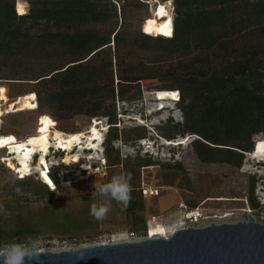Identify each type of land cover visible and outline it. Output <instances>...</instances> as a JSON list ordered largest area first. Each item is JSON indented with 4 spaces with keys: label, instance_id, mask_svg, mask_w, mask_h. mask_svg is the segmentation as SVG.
Listing matches in <instances>:
<instances>
[{
    "label": "trees",
    "instance_id": "trees-1",
    "mask_svg": "<svg viewBox=\"0 0 264 264\" xmlns=\"http://www.w3.org/2000/svg\"><path fill=\"white\" fill-rule=\"evenodd\" d=\"M25 1L33 5L29 13L27 8L16 12L17 0H0V82L7 84L10 99L26 102L29 109L36 108L35 99L19 97L34 93L38 108L25 112L38 117L50 112L64 133L77 134L59 126L77 118L89 123L106 119L103 154L108 181L117 174L131 177L128 206L114 203L134 237L146 238L151 228L144 213V169L158 168L161 186L179 188L190 210L198 203L188 199L193 185L184 162L141 155L123 158L116 143L137 146L154 137L174 142L191 136V150L202 164L223 165L236 173L249 154L264 150V0H160L158 8L174 3V20L153 11L150 16L148 4L140 0H124L120 8L111 0ZM155 17L160 21L154 30ZM147 19L149 26L142 30L136 23ZM112 44L118 50L127 46L130 58L120 57ZM146 81L163 82L157 94L179 93L176 105L183 122L170 117L155 127V136L142 125L120 131L117 100L141 99ZM13 121L16 128L19 120ZM9 135L23 141L16 129L0 131V136ZM75 167H51V187L62 191L59 175L72 176ZM12 174L9 196L28 201L30 193L47 206L5 205L0 211V243H19L29 236L39 241L60 237L57 240L74 245L99 241V220L89 214L90 205L100 202L96 194L85 195L81 206L64 209L52 206L59 199L47 185ZM260 179L249 176L247 202L254 211L264 207L255 196ZM154 232L166 234V229Z\"/></svg>",
    "mask_w": 264,
    "mask_h": 264
},
{
    "label": "rangeland",
    "instance_id": "rangeland-1",
    "mask_svg": "<svg viewBox=\"0 0 264 264\" xmlns=\"http://www.w3.org/2000/svg\"><path fill=\"white\" fill-rule=\"evenodd\" d=\"M111 1L118 2L120 6H122L124 3V0ZM170 2L171 7L169 5L167 6L172 12V16L170 17H173L174 20L175 6L172 1ZM28 3L29 2L25 0H17L16 12L17 10L19 12L27 8V13H29L33 9V5ZM166 4L167 3L164 5ZM155 9L156 4H152L148 5L147 10H144H146L150 16H154L152 11ZM155 19L157 21L156 17ZM127 20L130 22L132 21L131 18H128ZM136 24H139L142 30L144 28H148L149 26L148 19L143 24L140 22H137ZM158 24L159 21H157V24L154 26V30ZM166 37H168V34H166ZM112 46L113 51H115L116 48L120 57L130 58V52L127 46H122L119 48V50L118 47L114 46V44H112ZM145 57L146 55H142L141 60H144ZM116 84L117 80H115V85ZM163 86V82L160 81L142 82L141 99L132 103H121L117 100V111L119 112L120 116L123 114V111L125 112L123 118L120 117L121 119H119L117 125L119 126L120 131L144 124L147 126L146 128L149 131L151 130V135L155 136L157 131L155 127L165 123L168 118H173L174 122H183L184 118L182 112L179 110L174 101L168 103L167 108H160L162 105L161 102H159L160 100H158L159 94L155 92ZM0 90H2L0 91V102L10 100L8 98L9 88L5 82H0ZM26 97H33L35 99L36 95L32 93L23 97H19V99ZM29 108L30 105L27 104L24 111H22L24 112L23 114L10 116L4 115L0 121V131H6L10 128L16 129L23 139V141H18L14 135L0 136V211L5 207V205L10 206L13 204V202L20 206L30 208H40L47 206L46 201L43 202L41 200H37V198L32 197L30 193H28L25 197V199L29 198L28 201H18L15 199V197H11L7 194V192L10 191V186H12L11 180L14 177L12 174L14 172V167L9 154L11 146L20 145L34 136H39L43 133L53 135L55 132H62L58 130L57 123L52 118L50 112L42 114L40 117H38L37 113L25 112L34 111L36 109H33L32 107L31 109ZM14 118H17L20 123L18 126H16V128L13 127ZM96 124L98 123L94 124V121L89 123L87 119L80 117L74 121L60 124L59 126L60 128H68L77 134L88 133L87 135H89L92 126ZM100 126L101 128L98 129L103 141L107 130V127H105L107 126L106 121L102 120V125ZM102 128L105 131L102 130ZM9 137L12 139L8 140ZM180 139L182 138L175 140L177 142L170 143L154 137L151 140L147 139L143 141L142 144L138 143L137 146L125 145L121 141L116 143L114 146L116 148H120L123 158L141 155L145 157H152L154 160L161 162H184L193 185V191L186 192L189 194L188 199L198 203L196 209L194 210L199 209L203 213L204 217L200 222L201 226H209L211 224H236L240 222H248L250 218H254L257 223L264 225V207L254 211L249 207L247 202L249 176L257 175V177L261 178L262 180L260 179L256 186L255 196L257 197L260 204L264 206V163L260 162L264 161V154L260 160H252L251 158L247 157L239 173H236L223 165L202 164L196 158L190 147V143L194 140V138L187 136L185 138V145L177 147V145L182 142ZM102 141H94L91 149L85 151L83 150L82 152H79L78 149H75L73 153L74 155L66 156V153L64 154V157L60 151H56L57 148L54 145L52 146L55 148V150L52 151L50 149L48 155L50 156L48 158L50 168L61 165L62 158H64V161H66L68 164H77L72 176H67L65 173H61L59 175L60 183L63 187L62 191L57 190L55 185L54 187H51L50 180H47V177H49L50 168L46 169L45 171L43 170L42 172H38L34 167L35 171L33 174L27 176H32L31 178H34L35 181L42 182L43 184L47 185L48 189L55 192L59 202L52 203V206L59 205L64 209H73L75 207L81 206L83 197L85 195H91L93 193L95 194L93 188L94 183L103 184L107 183L108 181V171L103 164L104 161H102L104 157V154L102 153L103 149L101 147ZM96 142H98V144H96ZM3 149H7V151ZM37 155L39 157V154ZM32 160V165L35 166L38 162V158L34 155ZM13 163L14 165L18 166L17 160H14ZM6 170H11L12 173L6 172ZM14 174L16 173L14 172ZM23 176L25 175H22V177ZM142 181L145 194L144 213L148 224L151 227L148 231L147 237H169L174 232L187 227L186 223L184 224L183 222L185 212L194 210H190L188 205L184 202L181 190L176 187H162L160 172L158 168L154 167L143 170ZM18 197L23 198L24 196L22 194H18ZM108 203L109 212L102 220H99L98 233H100V235L98 237V242L86 245H74L69 241L57 240L60 237L52 241L43 239L40 241V247L36 253L61 252L80 249L84 246L98 244L113 245L125 242H138L145 239L134 237L131 233H128L126 227L124 226V220L121 211L118 210L114 201H109ZM183 207H185L186 210H184ZM158 228L161 229V231L166 229V234H158L157 232H154V230H157Z\"/></svg>",
    "mask_w": 264,
    "mask_h": 264
},
{
    "label": "water",
    "instance_id": "water-1",
    "mask_svg": "<svg viewBox=\"0 0 264 264\" xmlns=\"http://www.w3.org/2000/svg\"><path fill=\"white\" fill-rule=\"evenodd\" d=\"M35 255L37 259H26L25 264H264V225L250 218L236 224L181 229L168 238Z\"/></svg>",
    "mask_w": 264,
    "mask_h": 264
},
{
    "label": "bare ground",
    "instance_id": "bare-ground-1",
    "mask_svg": "<svg viewBox=\"0 0 264 264\" xmlns=\"http://www.w3.org/2000/svg\"><path fill=\"white\" fill-rule=\"evenodd\" d=\"M167 5L171 7V3ZM167 5L161 8L157 7L155 10H153V12L157 13L159 15L158 17L169 18L170 16H172V13L171 11H169L170 9H168ZM173 94H175V96ZM178 98H180L178 92H168V93L159 94L158 100H160L159 102H161L162 105L160 106V108L162 107L167 108L168 103L176 101ZM25 106H27L26 102L18 101V100H8L4 103H0V121L2 119V116L4 115H9L10 113H17L24 111ZM87 134L88 133L70 135L62 132H55L53 135L47 133H43L39 136L36 135L33 138L29 139L28 141L23 142L20 145L14 146L15 148H13L11 152V154L14 156H11L10 154L12 165L17 173L25 176L32 175L33 172L35 171L34 170L35 168L36 171L38 172H42L43 170L45 171L46 169L50 168L48 160L46 158L49 155L50 149L52 148L53 145L56 148L68 151L66 156H71L74 155L73 153L75 148H78V151L82 152L83 150L85 151L91 149L94 141H98V142L102 141V136L98 129V124L93 125L92 129L89 132V135ZM29 141H33V143H29ZM98 142H96V144H98ZM185 143L186 140H182L181 144L179 143L178 145L180 146L185 145ZM36 154H39V158L37 164L34 166L31 164V161L33 156ZM263 154L264 151L262 150V148H258L256 151L252 152L248 156L252 160H260ZM14 160L18 161L17 163L18 166L14 165L13 163ZM162 238H168V237H162Z\"/></svg>",
    "mask_w": 264,
    "mask_h": 264
},
{
    "label": "clouds",
    "instance_id": "clouds-1",
    "mask_svg": "<svg viewBox=\"0 0 264 264\" xmlns=\"http://www.w3.org/2000/svg\"><path fill=\"white\" fill-rule=\"evenodd\" d=\"M156 8H157V4H156ZM178 101L179 99L174 101V103H177ZM105 127H107L108 130V126ZM143 141H140V144H142ZM103 142L104 139L101 143V147L104 151ZM174 142H170V143H174ZM181 146L177 145V147H181ZM59 151L63 154L64 157L65 151H63L62 149H59ZM35 157L39 158L38 155H36ZM48 158L46 159L48 160ZM260 162L264 163V161H260ZM69 165L71 164H68L67 166ZM26 177L31 178L32 176H26ZM130 179L131 177L128 175L117 174L114 175L107 183H103V184L94 183L93 185L94 192L96 196L100 198V202L92 203L90 205L89 214L96 220H102L109 212V203H108L109 201H115L118 204L123 205L124 208H126L131 200L132 186L130 184ZM39 247H40V241L30 236L26 237L24 241L19 243H0V261H2V264H25L26 259L31 260L38 258L36 257L35 253L39 249Z\"/></svg>",
    "mask_w": 264,
    "mask_h": 264
},
{
    "label": "built area",
    "instance_id": "built-area-1",
    "mask_svg": "<svg viewBox=\"0 0 264 264\" xmlns=\"http://www.w3.org/2000/svg\"><path fill=\"white\" fill-rule=\"evenodd\" d=\"M141 2H144V3H147L148 5H152V4H157V7H159L160 6V0H140ZM116 3V5L118 6V7H120V5H119V3L118 2H115ZM168 3V2H167ZM169 11H171V10H169ZM172 13V12H171ZM173 37V36H172ZM179 94V93H178ZM8 98H9V96H8ZM10 99V98H9ZM179 99V98H178ZM10 100H12V99H10ZM34 104L36 105V109L35 110H37V108H38V106H37V100H36V97H35V100H34ZM123 116L124 115H119V119H121V118H123ZM121 117V118H120ZM105 120V119H104ZM94 121V124L95 123H98V128H101V126L100 125H102V120H97V119H95V120H93ZM106 121V120H105ZM142 126H146V125H144V124H141ZM102 130H104L103 128H102ZM105 131V130H104ZM3 150H6L7 151V149H3ZM51 150L52 151H54L55 150V148H51ZM63 150V149H62ZM56 151H59V148H57V150ZM63 151H65V150H63ZM66 153H68V151H65V154ZM37 155V154H36ZM35 155V156H36ZM13 156V155H12ZM49 156H47V158H48ZM102 161H104L103 162V164L105 165V159H104V157H103V159H102ZM32 162H33V160L31 161V164H32ZM62 163H64V164H66V165H68L65 161H64V159H62ZM13 171L16 173V175H18V177L19 178H24V177H26V176H23L22 177V175H20L19 173H17L16 172V170H14L13 169ZM183 209L184 210H186V208L185 207H183ZM185 217H184V224L186 223V225H187V227H185V228H183V229H187V228H204V227H206V226H204V225H200V222H201V220H202V218L204 217L203 216V213H202V211L201 210H194V211H186L185 212V215H184ZM190 224V225H189ZM208 226V225H207ZM148 238V237H147Z\"/></svg>",
    "mask_w": 264,
    "mask_h": 264
},
{
    "label": "snow or ice",
    "instance_id": "snow-or-ice-1",
    "mask_svg": "<svg viewBox=\"0 0 264 264\" xmlns=\"http://www.w3.org/2000/svg\"><path fill=\"white\" fill-rule=\"evenodd\" d=\"M162 11V10H161ZM166 34H168V33H166ZM0 91H2V90H0ZM174 96H175V94H173ZM44 119H46V118H44ZM43 122V121H42ZM12 138L11 137H9L8 138V140H11ZM75 139V138H74ZM29 143H33V141H29Z\"/></svg>",
    "mask_w": 264,
    "mask_h": 264
}]
</instances>
